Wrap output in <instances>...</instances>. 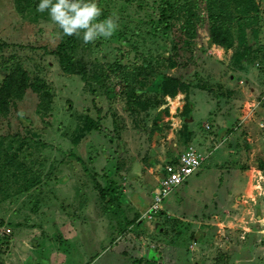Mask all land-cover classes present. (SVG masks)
Here are the masks:
<instances>
[{
  "label": "rangeland",
  "instance_id": "1",
  "mask_svg": "<svg viewBox=\"0 0 264 264\" xmlns=\"http://www.w3.org/2000/svg\"><path fill=\"white\" fill-rule=\"evenodd\" d=\"M180 1L199 16L192 38L183 12L163 17L162 0H95L98 19L118 17V28L85 44L38 12L40 0H0V84L19 66L52 99L44 112L28 89L0 114V264H186V256L195 264L186 251L203 224L211 244L232 236L231 222L259 217L264 228V0H256L258 23L246 25L253 59L240 58L236 41L210 46L204 0ZM68 39L82 74L65 72L54 54ZM144 60L152 72L131 105L126 74ZM163 76L192 87L162 97ZM187 146L211 152L162 211L148 214L161 167ZM5 153L23 167H4ZM95 182L114 184L111 204ZM213 245L201 264H238Z\"/></svg>",
  "mask_w": 264,
  "mask_h": 264
},
{
  "label": "trees",
  "instance_id": "2",
  "mask_svg": "<svg viewBox=\"0 0 264 264\" xmlns=\"http://www.w3.org/2000/svg\"><path fill=\"white\" fill-rule=\"evenodd\" d=\"M162 3L163 7L161 13L164 18L167 15L173 18L180 12L184 13L185 21L183 23V31H186L191 38L194 37L195 28L198 25L197 18L199 16L191 10V4L188 7L186 2H181L180 0H176L173 4H171L169 0H162ZM204 4L208 24L209 45H215L224 50H229L234 46V41H236V43L243 48V53L240 58L246 57L247 59H253V57H256L252 47L248 45L246 38V25L252 26L253 23H258L260 9L258 8L256 0H204ZM16 8L19 13L23 14L25 12V7L23 5L19 4ZM234 23H236L238 27L236 31H234ZM165 27H167V24H165ZM234 32L237 33L236 36ZM252 34L254 37L258 36V30H252ZM73 50V42L68 39L60 43L54 54L57 56L65 72L82 74L76 71L75 66L79 63L72 58ZM151 72L150 63L144 60L140 65L133 67L129 74H126L127 76L124 81L126 88H130L131 84L134 85H132L133 88H131L130 94V98H134L131 105L136 103L135 98H137L138 95V91L134 90L136 84L140 82L144 83ZM190 87H192L191 83H184L175 77L163 76L159 86V93L162 97H174L178 93L187 92ZM28 89H31L40 97L39 106L41 110L48 112L52 99L45 83L38 78L30 82L26 71L19 66H15L12 71L3 78L0 84V114L5 115L10 109L11 101L21 100ZM142 103L145 107L149 105L146 99L143 100ZM4 156V167H13V165H16V167H14L15 169L23 167V164L18 160H16L17 162L15 164L14 155H7V153H5ZM259 168L261 171H264V167L261 165ZM113 185L108 183L106 188H102L95 182V188L98 190L100 199L106 204H111L115 200L116 188ZM131 223L132 222L129 224Z\"/></svg>",
  "mask_w": 264,
  "mask_h": 264
},
{
  "label": "clouds",
  "instance_id": "3",
  "mask_svg": "<svg viewBox=\"0 0 264 264\" xmlns=\"http://www.w3.org/2000/svg\"><path fill=\"white\" fill-rule=\"evenodd\" d=\"M46 10L64 35L80 37L82 33L85 44L111 38L118 28V17L98 19L102 12L95 0H40L37 11Z\"/></svg>",
  "mask_w": 264,
  "mask_h": 264
},
{
  "label": "crops",
  "instance_id": "4",
  "mask_svg": "<svg viewBox=\"0 0 264 264\" xmlns=\"http://www.w3.org/2000/svg\"><path fill=\"white\" fill-rule=\"evenodd\" d=\"M251 172L252 170L243 171L238 177L244 179V177L249 176ZM249 180L251 182L252 178L249 177ZM228 199L227 201L229 202ZM252 200L255 202L254 198ZM244 203H248V201L242 200L240 204L244 205ZM248 213L251 214V212ZM238 216L235 215V218L238 219L242 217L240 214H238ZM216 224L217 226L220 225L218 223ZM230 224L232 229H236L230 232L232 236H228V238H226L227 241H225V239H220V243H213L219 245L217 246L219 248L216 249H221L220 247L224 249V260H226V258L230 257L231 255L238 264H253L255 259H259L261 261L264 260V236L262 234V232H264V228L262 224L259 225V217L256 218V222H244V224L240 225H236L235 223L231 222ZM208 231L209 230L207 227H205V224H203V226H200L199 233L196 235L193 245L187 247V249L191 248V250H189L188 252L186 251V254H188L190 259L191 257H196L197 259L195 261L199 260V262H196L195 264H201L200 262L202 261V259H204V257H207L206 252H210V250H213L215 248L213 247L214 245L211 244L212 242H210L211 235L208 233ZM217 233H221V231L218 230ZM219 251L221 250H218V252ZM232 258H230V260ZM186 259L187 256L185 258L187 264Z\"/></svg>",
  "mask_w": 264,
  "mask_h": 264
},
{
  "label": "built area",
  "instance_id": "5",
  "mask_svg": "<svg viewBox=\"0 0 264 264\" xmlns=\"http://www.w3.org/2000/svg\"><path fill=\"white\" fill-rule=\"evenodd\" d=\"M205 128L209 130L210 126L207 125ZM204 152L201 154L193 146H187L175 159L166 162L161 167L158 175V186L153 191V199L148 214L162 211L161 204L163 201L201 168L203 161L209 157L211 151ZM10 233L11 230L7 228L3 230L1 236L9 237Z\"/></svg>",
  "mask_w": 264,
  "mask_h": 264
}]
</instances>
